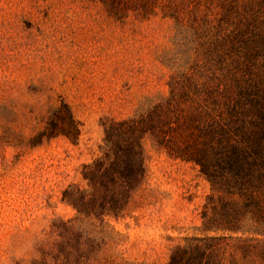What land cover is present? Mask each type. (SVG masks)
<instances>
[{"label":"rangeland","instance_id":"1","mask_svg":"<svg viewBox=\"0 0 264 264\" xmlns=\"http://www.w3.org/2000/svg\"><path fill=\"white\" fill-rule=\"evenodd\" d=\"M231 74L264 94V0H0V264H168L177 247L264 264L263 237L209 230L241 199L193 162ZM119 124L142 178L117 214L78 215L63 192L90 194L83 167Z\"/></svg>","mask_w":264,"mask_h":264},{"label":"trees","instance_id":"2","mask_svg":"<svg viewBox=\"0 0 264 264\" xmlns=\"http://www.w3.org/2000/svg\"><path fill=\"white\" fill-rule=\"evenodd\" d=\"M228 36L232 40L236 33L230 32ZM228 52H233V45ZM231 76L219 104L222 122H212L205 134V150L193 162L213 190L224 195L237 194L241 199L240 204L225 201L220 219H212L209 230L229 235L251 234L264 240V94L256 82L240 83L241 78ZM121 126L108 128L103 156L83 167L82 176L90 194L77 189L63 192L78 215L117 214L142 178L139 138L123 137L125 131L118 130ZM210 240L213 242L214 238ZM201 255L196 247H177L168 264H199ZM261 255L264 258V249Z\"/></svg>","mask_w":264,"mask_h":264}]
</instances>
